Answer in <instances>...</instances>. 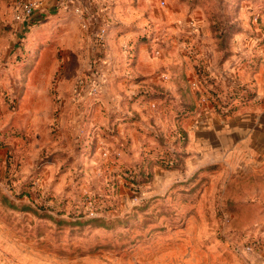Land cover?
Wrapping results in <instances>:
<instances>
[{"label":"rangeland","instance_id":"rangeland-1","mask_svg":"<svg viewBox=\"0 0 264 264\" xmlns=\"http://www.w3.org/2000/svg\"><path fill=\"white\" fill-rule=\"evenodd\" d=\"M57 1L41 0L24 27L0 0V243L10 249L0 264H258L264 191L242 164L184 174L175 123L158 114L156 140L131 157L99 120H114L115 95L101 86L119 74L108 60L119 36L134 45L129 68L168 39L191 47L195 74H264V0H86L91 12L107 6L98 45L99 20ZM112 10L127 32L110 33ZM149 162L175 170L154 180Z\"/></svg>","mask_w":264,"mask_h":264},{"label":"crops","instance_id":"crops-1","mask_svg":"<svg viewBox=\"0 0 264 264\" xmlns=\"http://www.w3.org/2000/svg\"><path fill=\"white\" fill-rule=\"evenodd\" d=\"M112 12L110 33L127 32L130 26L125 23L129 22L122 23L120 14ZM93 13L100 22L109 16L106 11L96 10ZM114 19H118L115 25ZM120 38L111 42L112 51L108 59L112 72L117 66L119 74H104V85L101 86L105 96L115 95L114 120H99L103 129L111 126L115 129L113 134L106 133L105 136L114 137L122 145L128 143L126 151L129 156L138 155L143 148L148 149L149 142L156 140L152 125L158 121L159 114L169 126L175 123L182 132L183 141H179L176 148V158L184 174L216 164H242L246 182L253 185V190L264 191V74H234L230 67L222 71L224 74L221 71L195 74L188 58L191 47L168 39L159 48L158 55L154 53L145 57L139 53L136 58L134 54L133 66L129 68L126 63L130 62L129 59L122 58V55L133 54L134 45L125 44ZM212 42L208 43V47L212 48ZM206 43L203 40L198 45L205 50ZM195 52L190 55L192 59ZM194 78H198L195 81L201 87L222 92L240 85L245 88L246 95L252 94L254 98L238 102L226 114L214 110L209 104L201 108L199 95L190 85ZM148 90V95H145L144 91ZM1 151L0 148V157ZM148 166L154 180L159 173L169 177L175 170L160 169L154 162H149ZM260 202V198H254L253 205H261ZM9 253L10 249L0 243V255ZM258 253V264H264V250H258Z\"/></svg>","mask_w":264,"mask_h":264},{"label":"built area","instance_id":"built-area-1","mask_svg":"<svg viewBox=\"0 0 264 264\" xmlns=\"http://www.w3.org/2000/svg\"><path fill=\"white\" fill-rule=\"evenodd\" d=\"M40 4L41 0H13V2H11L10 4L12 20L16 23H22L24 27H28L31 19L33 18L35 9ZM57 4L63 10H67L73 14L82 16L84 20L93 21V19H96L95 14L91 12L90 7L87 6L86 0H58ZM103 9L104 11H107V6ZM190 25H193L194 28L193 21ZM94 27V37L96 40V44L98 45L104 40L107 29V21H99L96 25H94ZM154 53L157 55L159 53V50L156 49ZM193 85L195 86V89L199 95V105L201 106V108L209 104L213 109L220 110L219 112H222L223 114L228 113L231 109H233L234 106H236L234 102L235 99H239V102H242L245 101V99L254 98V95L252 94L248 93V95H246L247 92L245 91V88L240 85L232 87V89L229 90L233 91L234 89H236L237 94L233 92V96L229 97L228 99H225L226 92L222 98L221 96H218L217 90L213 88L207 89L206 87H201L198 81H194ZM90 91H92V93L97 92V88L94 84L90 86ZM210 91L215 92V95H213L215 97L210 98ZM238 93H240V97L242 96V98L237 96L239 95ZM220 99H222V101H220Z\"/></svg>","mask_w":264,"mask_h":264},{"label":"trees","instance_id":"trees-1","mask_svg":"<svg viewBox=\"0 0 264 264\" xmlns=\"http://www.w3.org/2000/svg\"><path fill=\"white\" fill-rule=\"evenodd\" d=\"M235 93V94H237V90L236 89H234L233 91H226V96H225V99H228L229 97H232L233 95H232V93ZM144 93H145V95H148V93H149V90L148 91H144ZM215 92H213V91H210V98H212V97H215V96H213V95H215L214 94ZM198 94V93H197ZM234 94V95H235ZM220 101H222V99H220ZM217 109V108H216ZM215 110V109H214ZM232 110V109H231ZM216 111H220V110H216ZM221 113V112H220ZM181 131L179 130V128H178V131H177V133H175V136H176V139H175V141H174V143H175V146H174V149H175V153H174V155H175V159H176V148H177V146H179V141H183V135H181ZM177 143H178V145H177ZM174 159V160H175Z\"/></svg>","mask_w":264,"mask_h":264}]
</instances>
